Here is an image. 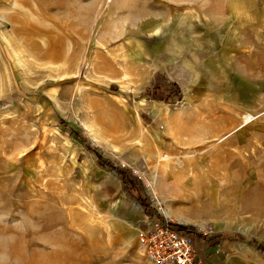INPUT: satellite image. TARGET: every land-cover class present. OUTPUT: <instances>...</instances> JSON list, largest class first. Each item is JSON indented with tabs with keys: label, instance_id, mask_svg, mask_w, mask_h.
<instances>
[{
	"label": "rangeland",
	"instance_id": "rangeland-1",
	"mask_svg": "<svg viewBox=\"0 0 264 264\" xmlns=\"http://www.w3.org/2000/svg\"><path fill=\"white\" fill-rule=\"evenodd\" d=\"M121 1L136 27L119 37L109 0H0V264H60L55 253L71 249L77 264H152L140 234L164 203L188 228L213 229L207 264H264L250 244L264 246V215L234 207L240 189H264V0ZM186 89L195 158L214 161L207 184L178 167L192 159L168 108ZM246 111L261 114L239 128ZM232 130L218 152H201V137Z\"/></svg>",
	"mask_w": 264,
	"mask_h": 264
},
{
	"label": "bare ground",
	"instance_id": "bare-ground-1",
	"mask_svg": "<svg viewBox=\"0 0 264 264\" xmlns=\"http://www.w3.org/2000/svg\"><path fill=\"white\" fill-rule=\"evenodd\" d=\"M109 3L112 5V9H113V13H114V20H113V28L116 32V34L119 37L128 35L130 33H135V23L133 21V18L131 16V14L127 11V3L121 0H109ZM17 19L15 17L10 18V21H16ZM132 44L134 45L133 49L135 50L137 56L139 57L141 56V47L142 44L138 43L137 41H132ZM125 72H127V68H124L123 65L120 66ZM264 79V78H263ZM261 85L264 84V81L262 83H260ZM151 85L153 86V88L161 95L162 101L163 103H161L162 106H166L169 107L168 104L164 103L165 102V98L163 95V92H161L159 90V85L156 84L155 79H151ZM191 91L189 89L185 90V97H184V102L182 104H180V106L178 108V111H174L172 112L170 108H168V118H170V126L172 128V130L174 131V133L176 134L177 137H179V139L182 141V146L187 147V154L186 157L191 158V166L187 161H180L178 164V167H180L181 169L184 170V172L187 171H192V169H194L193 167H196L198 169V171L202 174L203 177V182L205 184L208 183V179L205 176L206 171H203L204 169L206 170L208 164L213 165L214 161L213 159H208V156H203L201 158L197 157L195 158V152H194V148L192 147V142H191V134L188 130L187 127V119L188 116L186 114V111L188 108L192 107V101H191ZM239 97V95H238ZM253 111H246L245 116L243 118L242 124L240 125L239 128H243L245 125H250L252 124L256 118H258V116H260L259 114H261L260 112H258L257 114H253ZM258 115V116H257ZM236 131V130H235ZM234 130L228 132L227 134L223 135V136H219V134H217L216 136L207 138V137H201L199 142L200 143H204L205 147H203V149L201 150V152H206L208 150H213L215 148H217L214 152H218V142H222L223 140L228 139L234 132ZM214 139V140H213ZM212 140V142H211ZM208 141H210V143H208ZM220 153V152H219ZM223 152H221L219 155H222ZM167 159H169V157H167ZM158 170V169H157ZM160 172V170H158V173ZM157 173V174H158ZM158 176V175H157ZM156 176V177H157ZM157 181V180H156ZM155 183V182H154ZM157 182L155 183V185L152 186L151 189H147L148 193L150 194V196L153 199V202L155 205H160L162 204V200L159 198V190L157 189ZM202 192L201 194L203 195V197H206L208 199H211L213 202H216L217 199L215 197V189H200ZM241 193H240V198H236L235 199V204L234 207L237 206L239 207L241 210V214H245V213H256L258 215H264V189H259V187H257L256 189H240ZM231 200V198H225L224 197V201H228ZM223 202V201H222ZM170 205V204H169ZM171 210L169 212H167L168 216L171 217L172 219H174L175 221H178L180 223H184L186 225L188 224H192L190 220H188L187 218H185L183 215L181 214H177L176 211L174 210V208L170 205ZM135 209L136 210H140L138 205H135ZM62 228H64L63 225H61ZM244 231V230H243ZM246 233H249V231H245ZM76 246H74V248H76L78 246V244H75ZM56 258L58 259V262H60V264H77L78 262V254L77 252H73V250L71 249V251H67V252H62V251H57L55 253Z\"/></svg>",
	"mask_w": 264,
	"mask_h": 264
},
{
	"label": "built area",
	"instance_id": "built-area-1",
	"mask_svg": "<svg viewBox=\"0 0 264 264\" xmlns=\"http://www.w3.org/2000/svg\"><path fill=\"white\" fill-rule=\"evenodd\" d=\"M163 218H150L140 234L143 255L152 264H207L209 255L202 253L206 239L215 237L209 227L188 228L168 216L169 203L161 207Z\"/></svg>",
	"mask_w": 264,
	"mask_h": 264
},
{
	"label": "trees",
	"instance_id": "trees-1",
	"mask_svg": "<svg viewBox=\"0 0 264 264\" xmlns=\"http://www.w3.org/2000/svg\"><path fill=\"white\" fill-rule=\"evenodd\" d=\"M174 88H177V89H178L177 95L180 94V89H179L176 85L173 84V85H171V92L168 94V97H169V98H171L170 95H173ZM154 90H155V89H154ZM159 90H160L161 92H163V89H162L161 86H159ZM155 92H156L157 94H159L156 90H155ZM159 95H160V94H159ZM160 98H161V95H160ZM161 100H162V98H161ZM90 151H91L92 153H94V154L98 157L101 166H103V167H105V166H109V167L112 168V170H114L115 172H117L118 175H119V177H120V179L124 182V186H125V188L128 189V190H131V192L135 193L136 196H137V199H138L139 201H142V202H143V197H142V195L140 194V192L138 191L139 188L137 187V184H136L133 180H131V179L128 180V179H127V175H126L127 173H126V171H125L124 169H122V168H116V167H114V166H110V165L105 161L104 157H103L101 154H99L97 151H95L94 149H91V148H90ZM144 202H145L147 208H150V207H151V204H150V201H149V200H144ZM220 237H221V238H224V239H232V238H234V239H237V241H240V242H242V241L244 240V238L241 237V236H235V237H233V236H231V235H220ZM216 238H217V237H216ZM216 238L213 237V238H211V239H206V240H207V241H210V240L213 241V240H216ZM250 244H251L253 247L257 248L259 251L264 252V246H263V245H260L258 242H256V241H252Z\"/></svg>",
	"mask_w": 264,
	"mask_h": 264
}]
</instances>
